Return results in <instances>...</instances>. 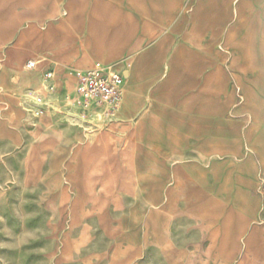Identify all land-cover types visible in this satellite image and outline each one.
I'll use <instances>...</instances> for the list:
<instances>
[{"label": "rangeland", "instance_id": "1", "mask_svg": "<svg viewBox=\"0 0 264 264\" xmlns=\"http://www.w3.org/2000/svg\"><path fill=\"white\" fill-rule=\"evenodd\" d=\"M152 2L0 0L9 18L0 73L20 39L31 46L41 32L55 42L49 57L60 59L82 26L128 41ZM167 5L141 48L159 72L139 90L137 110L77 125L57 98L43 119L24 113L26 93L45 95L38 74L55 69L57 97L62 80L83 70L69 63L38 65L33 85L15 96L0 90V105L12 103L0 106V123L13 120L0 135L14 140H0V264H264V0ZM144 116V134L126 139ZM105 132L114 134L107 153L98 142ZM77 153L79 202L68 180Z\"/></svg>", "mask_w": 264, "mask_h": 264}, {"label": "crops", "instance_id": "2", "mask_svg": "<svg viewBox=\"0 0 264 264\" xmlns=\"http://www.w3.org/2000/svg\"><path fill=\"white\" fill-rule=\"evenodd\" d=\"M174 2L176 3L178 0H153V2L150 5V11L145 15L146 21L145 23H139L137 25L136 33L135 35L128 39V41L124 39H118L115 38L110 41H106L104 39V36H101L100 34H95L93 31H90L87 26H82V32L78 35V33L75 35H71L69 37V40L66 41L67 44H69V58H59L57 56L49 57V55L46 52L47 44L50 41V45L55 43L53 42V38H49L47 36V33L44 34L41 32L38 36L37 42L32 44L31 46L24 45L23 39H20V47L18 49L10 50L4 57V65L2 67V71L0 73V90H7L10 95L15 96L16 94L20 93L22 90H24L27 87H31L32 84V76L33 74L31 72L37 70L38 65L45 66L49 61H52L54 65H56L57 69H61L64 64H70L74 65V67H79L83 70H76V71H85L93 66L95 63H101L103 65H118L119 68L124 70V62H127L124 58L126 55L131 54L133 51H136L137 53L131 57V61L129 64V68L124 70V77H125V92L123 100H126L125 103L121 104V108L117 114V116H122V112L124 111H135L139 108L141 97L139 95V90L143 87V85L153 76L157 75L159 72L158 68H150L147 63L151 60V56L147 50L141 49L146 41H149L151 36L148 34L149 26L154 21V14L157 10H161L163 8H166L168 6V2ZM68 20L72 18L73 12L69 10L68 13ZM153 16V17H152ZM8 22L9 18L6 14V12L0 10V42L7 36V29H8ZM7 26V27H6ZM49 35V33H48ZM58 43V42H56ZM65 43V44H66ZM28 47V48H27ZM32 48V49H29ZM35 47V49H34ZM26 58H32L23 64ZM12 62L17 63L18 71L17 72H11L10 71V64ZM27 62H35L36 67L33 70H27L26 69V63ZM52 71L55 75L54 77V86L56 87L59 83L58 75L55 74V69L47 68L43 71H41L37 78L38 85L41 86V79L42 76L46 73ZM170 72V71H169ZM73 72L70 75L69 80H62L61 88L57 90H61V92H57L59 96L56 97L57 100L61 99V96L68 91H71L75 84V78H74ZM29 90V89H28ZM149 90H157V89H149ZM168 98L165 99V104L167 105ZM12 103L8 102V98L3 100V103L1 105L5 106V111L7 109V105H11ZM19 107H21L20 103H16ZM0 105V106H1ZM164 107H167V106ZM18 113V112H17ZM25 113V112H24ZM4 117V120L2 123H0L1 126L6 128H11L13 125L12 122H9V117ZM46 114L43 115L40 118H45ZM9 118V119H8ZM18 120H21V115L18 113V116L16 118H13ZM147 116H144L142 119H140L139 123L135 126L129 129L126 135V139H136L139 135L144 134V132L141 131L142 124L146 121ZM27 120L24 114V125L26 124ZM106 135L100 136V139L98 140L101 151L104 153H107L111 150L110 144L113 141V135L110 132H105ZM43 135H41V140L43 138ZM13 135L6 134L5 136L0 135V140L5 142H11L14 141L12 138ZM87 137H90L89 135H86ZM96 136V135H95ZM95 136L89 140H94ZM27 130L24 128V144L27 143ZM47 147H45L43 144L40 148L42 152H44ZM59 152L58 150L53 149L52 158L49 162V175L55 176L56 171L59 167ZM79 153L74 154L72 157L73 165L75 170L73 171L72 175L69 176L68 180L70 182L71 189L76 192V201L79 202L84 196H86L83 189H81V182H79L76 178L78 175V170L80 166L79 161ZM37 163V161H36ZM55 178V177H54ZM50 181V177L48 180ZM82 191V192H81ZM119 255V253H118ZM117 254L114 256L113 261L116 262L118 260Z\"/></svg>", "mask_w": 264, "mask_h": 264}, {"label": "built area", "instance_id": "3", "mask_svg": "<svg viewBox=\"0 0 264 264\" xmlns=\"http://www.w3.org/2000/svg\"><path fill=\"white\" fill-rule=\"evenodd\" d=\"M35 67V62L26 63L27 70ZM128 68L129 64L124 62V70ZM124 70L118 65L95 63L85 71L75 72L73 89L61 96L62 107L70 119L77 125L90 124L91 120H115L125 92ZM54 77L52 71L42 76L45 95L32 92L24 95V112L32 118L39 119L52 110L50 102L56 101Z\"/></svg>", "mask_w": 264, "mask_h": 264}, {"label": "bare ground", "instance_id": "4", "mask_svg": "<svg viewBox=\"0 0 264 264\" xmlns=\"http://www.w3.org/2000/svg\"><path fill=\"white\" fill-rule=\"evenodd\" d=\"M124 97V96H123ZM123 101V100H122ZM121 104H122V102H121ZM120 108H121V105H120ZM120 110V109H119ZM119 112V111H118ZM118 114V113H117Z\"/></svg>", "mask_w": 264, "mask_h": 264}]
</instances>
